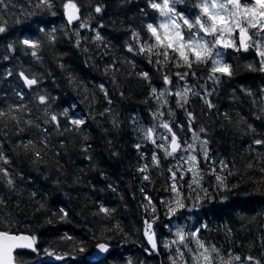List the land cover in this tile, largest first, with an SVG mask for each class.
Masks as SVG:
<instances>
[{
    "label": "trees",
    "instance_id": "obj_1",
    "mask_svg": "<svg viewBox=\"0 0 264 264\" xmlns=\"http://www.w3.org/2000/svg\"><path fill=\"white\" fill-rule=\"evenodd\" d=\"M186 1L176 9L194 19ZM66 2L78 23L65 22ZM156 21L149 0L0 3V232L35 242V253L19 252L15 263L167 264L158 241L156 253L148 248L145 221L166 216L163 201L175 185L195 241L221 257L264 264L260 58L250 47L240 51L236 39V48L215 47L229 75L213 73L210 60L188 67L176 53L140 52L142 42L155 43L146 26ZM21 73L37 83L27 86ZM183 82L192 88L186 103L175 95ZM162 123L183 144L194 133L207 141L196 178L157 147L171 138ZM149 128L155 143L141 131ZM100 243L111 248L107 255L85 261ZM49 252L65 259L42 262Z\"/></svg>",
    "mask_w": 264,
    "mask_h": 264
},
{
    "label": "snow or ice",
    "instance_id": "obj_2",
    "mask_svg": "<svg viewBox=\"0 0 264 264\" xmlns=\"http://www.w3.org/2000/svg\"><path fill=\"white\" fill-rule=\"evenodd\" d=\"M3 0H0L2 3ZM47 2V0H43ZM183 0H149L150 6L155 9L160 17L163 19L159 22L158 25L153 23L147 24V31L151 34V38L154 39L155 43L142 42L140 47V52L149 51L153 52L154 49H162V51L154 52V54L163 55L165 59H168L171 56V53H176L179 57L187 64L188 67H191L193 63H207L211 61L213 68L212 72H221L226 74H231L227 65H221L218 52H214V49L217 44H221L223 47H236L232 39V32L234 29L239 30L240 42L239 47H242L244 50H247L249 44L252 43V36L249 35V28H258V32L255 35H260L261 40L264 41V0H196L194 6L200 9V12L195 16V19H191L182 12H178L176 5L182 3ZM66 8H75V5L68 4L65 5ZM96 12H100V7H97ZM73 17L70 15L69 20ZM178 21H183V25L187 26V37L185 36L184 29ZM5 27L0 26V33L5 32ZM203 32L204 36H212L214 42H210L204 39V36H201L200 33ZM225 34L228 35L229 39L225 41L223 37ZM133 36L139 40V34L133 33ZM96 39L99 40L101 37L96 36ZM23 43L26 46H29L33 49L37 45L29 40H24ZM258 54L261 57V64L264 65V43L255 44ZM11 47V46H9ZM171 50V52L169 51ZM129 52L134 51L133 47L128 48ZM32 55L35 56L36 52L33 51ZM172 58H175L174 56ZM264 70V68H262ZM22 78L27 86L31 87L36 84L35 79H29L21 73ZM147 78V73L144 74ZM183 79V76L181 77ZM214 78V77H213ZM165 83H169L168 78L165 77ZM156 90L153 89V92ZM191 89H184L183 92L176 93L180 97L181 101L184 103L187 102V96ZM196 94V93H193ZM164 93H160V96H163ZM39 101L41 104L46 103V97L40 96ZM205 103L208 104L209 108H212L213 105L205 99ZM67 114L66 112L64 113ZM155 115V114H154ZM189 118L191 119V113H189ZM53 121L57 120V117L53 115L51 117ZM73 124L81 125L84 123L83 120H73ZM162 127L171 133L170 140V151L165 145H157L158 148H163L166 155H173L181 148V145L178 141L175 133L172 132V128L169 127L168 123H162ZM144 132L146 139L151 140L155 143L153 139L154 129L149 128L147 130H141ZM204 131V129H201ZM194 133V137H195ZM257 144L264 143V141L257 140ZM204 144H207V141H204ZM139 147V145H137ZM191 147V145H189ZM205 158H207V152L205 151ZM154 162L158 163V158L155 154L152 157ZM189 160H194L195 157L189 156ZM145 169H141L144 171ZM0 171H3L0 169ZM7 175V172H4ZM148 179L147 176L144 177ZM219 179V177H217ZM9 185L12 184V180H8ZM180 207H183L181 204ZM102 212L108 213V209L101 208ZM172 212H175V209H171ZM152 225L146 222V231L145 235L148 237L149 242L153 244L155 248V242L153 236L150 235ZM181 242L184 241L185 237L181 233H177ZM193 236L196 235L195 232L192 233ZM20 241H26V243H19ZM197 243L200 247H204L203 244H200L199 240ZM34 238L29 237H12L7 233H0V264H10L9 256L10 250L13 247H29L35 251L33 247ZM100 252H107L108 246L104 243L98 244ZM215 252V248L212 249ZM52 255L51 252L48 253ZM62 257L57 256V259ZM204 259L208 261V264H211V258L205 256ZM236 259H239L237 257Z\"/></svg>",
    "mask_w": 264,
    "mask_h": 264
},
{
    "label": "rangeland",
    "instance_id": "obj_3",
    "mask_svg": "<svg viewBox=\"0 0 264 264\" xmlns=\"http://www.w3.org/2000/svg\"><path fill=\"white\" fill-rule=\"evenodd\" d=\"M189 2V1H186ZM192 2V0H190ZM189 2V3H190ZM196 0H193V4H195ZM211 2V0H209ZM178 5V4H177ZM176 5V6H177ZM191 3L188 4V9H192ZM178 11V10H177ZM157 12V11H156ZM195 19V16L200 12V9L198 7H195V9L192 11ZM191 12V13H192ZM163 18L160 17L159 13L157 12V21L154 25H158L159 22ZM193 19V20H194ZM184 29L185 36L187 37V26L183 25V21H178ZM249 35L252 36V43L249 44V47L255 51V53L259 56L257 48L255 46L256 43H264V41L261 40L260 35H255L258 32V28H249L248 29ZM201 36H204V33H200ZM239 35V30L234 29L232 32V39L235 41L237 36ZM205 40H208L210 42H214L212 36H204ZM225 41L229 39L228 35L225 34L223 37ZM235 43V42H234ZM216 47H223L221 44H217ZM228 48H236V47H228ZM245 50H243L244 52ZM215 52V51H214ZM219 59L220 64L223 65L222 59L219 57H216ZM260 58V65L262 68H264V65L261 64V57ZM264 71V70H263ZM191 89L186 83H177L176 84V93L183 92L184 89ZM264 91V89H263ZM177 98H180L176 95ZM264 100V99H263ZM264 104V103H263ZM154 132L153 134H155ZM170 140L169 139L167 143V148L170 147ZM181 148L178 149L176 153H174L171 156H167L175 161V163H178L182 166H184V171H187L188 173H191V176L193 178H196L198 176L197 169L199 168L200 164L205 161V151L206 147L203 142L197 140L196 138H191L188 142L185 144L181 143L179 141ZM191 145V147H189ZM192 156L195 157L194 160H189L188 157ZM170 193L174 194L172 198H167L168 200L163 201V207L166 209L165 217L159 221H157V218L151 215L146 221L152 225L151 232L153 233L154 240L157 244V241L159 244H157L158 249L169 256L167 264H208V261L204 259L205 256H209L211 258V264H254L252 262H241L237 259L232 258H226L221 257L217 255L215 252L211 251L208 247H206L204 244V247H200L197 241L193 239L191 234L193 233L194 229L190 228V223L187 219V214L189 213V210L184 211L182 213L183 209L180 211V203H179V197H178V188L175 187V185L171 186ZM171 209H175V212H172ZM154 222H160L159 227H156L154 225ZM181 233L184 235L185 239L183 242L180 241L179 236L177 233ZM158 234V237L156 236ZM155 244V245H156ZM202 244V243H200Z\"/></svg>",
    "mask_w": 264,
    "mask_h": 264
},
{
    "label": "water",
    "instance_id": "obj_4",
    "mask_svg": "<svg viewBox=\"0 0 264 264\" xmlns=\"http://www.w3.org/2000/svg\"><path fill=\"white\" fill-rule=\"evenodd\" d=\"M70 4L69 2H66L65 5ZM72 16L73 18L69 20V16ZM64 20L68 25L75 24L79 21V14L76 8H66L64 6ZM239 42H240V35L237 37V45L240 51H243L244 49L242 47H239ZM169 147V151H170ZM151 231V230H150ZM0 233H6V232H0ZM9 236L12 237H29L30 236L25 235V234H10L7 233ZM153 236V234H150ZM154 239V238H153ZM145 241L148 246V248L153 252L156 253V245L155 248H153V244L149 242V239L147 236H145ZM19 243H26V241H20ZM33 247L35 248V242L33 244ZM110 247L108 246V251L107 252H100L98 248V244L87 254L84 256L85 261L87 262H97L98 260L104 258L107 253L110 251ZM18 252H27V253H35V251L32 250V248L29 247H13L10 250V256H9V262L10 264H17L15 263L14 260V255ZM148 254V253H147ZM65 259V257H62L61 259H57V256L54 255H46L41 259L42 262H48V263H55V262H61ZM35 264H39V262H35Z\"/></svg>",
    "mask_w": 264,
    "mask_h": 264
}]
</instances>
